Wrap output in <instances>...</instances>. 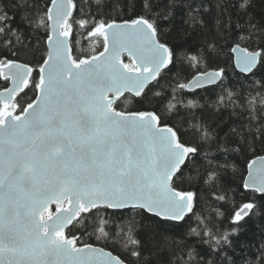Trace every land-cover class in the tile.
<instances>
[{
    "label": "snow or ice",
    "instance_id": "1",
    "mask_svg": "<svg viewBox=\"0 0 264 264\" xmlns=\"http://www.w3.org/2000/svg\"><path fill=\"white\" fill-rule=\"evenodd\" d=\"M0 264H264V0H0Z\"/></svg>",
    "mask_w": 264,
    "mask_h": 264
},
{
    "label": "trees",
    "instance_id": "2",
    "mask_svg": "<svg viewBox=\"0 0 264 264\" xmlns=\"http://www.w3.org/2000/svg\"><path fill=\"white\" fill-rule=\"evenodd\" d=\"M77 39H81V38H80V37H77ZM81 46H82L85 50L89 49V47H90V45H89V43H88L87 41L81 39V45L76 47L77 54H80V47H81ZM86 54H90V53H87V52H86ZM226 59H227L226 56H221V61H222V62L225 61ZM228 72H229V75H230V76H233V77H234L235 73L233 72V70H232L231 67L228 68ZM231 191H232L233 193H236L235 184H233V187H232ZM236 196H237V198H238L239 193H236Z\"/></svg>",
    "mask_w": 264,
    "mask_h": 264
}]
</instances>
